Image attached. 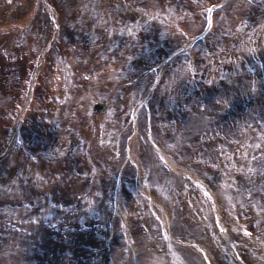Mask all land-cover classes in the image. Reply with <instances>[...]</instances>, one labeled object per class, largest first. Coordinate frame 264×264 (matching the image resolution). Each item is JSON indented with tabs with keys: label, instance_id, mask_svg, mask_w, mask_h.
Wrapping results in <instances>:
<instances>
[{
	"label": "bare ground",
	"instance_id": "obj_1",
	"mask_svg": "<svg viewBox=\"0 0 264 264\" xmlns=\"http://www.w3.org/2000/svg\"><path fill=\"white\" fill-rule=\"evenodd\" d=\"M196 1L199 3L197 10L194 6L189 7L190 11L186 12L183 20L180 19L175 25L171 22V25L175 27H171L170 22H165L164 26L157 17L152 18L147 15L137 21L138 24L145 23L148 18L151 21L155 20L157 24L153 22L151 27L158 31L159 35L163 34L166 39L165 42L157 43L159 48L154 52L162 55V58L158 56L160 58L157 63H159L153 66L159 71L149 67L150 72L152 69L151 76L154 78L147 79L142 76V72L138 71V67H135L138 59L133 49L130 50L124 46L125 43L138 45L143 41L141 38L143 32L139 34L138 32L141 31H137L138 34L133 36V30L137 26L136 14L134 17L129 14V11L135 13L138 6L142 9L146 8L140 3H144V0H135L130 3L126 0H0V50L3 53H9L8 46L12 42V37L16 39L23 37L21 39L25 41L26 35L22 33L31 25L39 12L47 15L42 23L51 29L46 35L47 38L37 37L36 39L47 44L58 42L56 36L61 30L62 14L72 13L75 19H80L79 15H83L84 22L78 23L74 35L81 38L80 41L84 45L82 49L86 50L83 54H78L76 50L74 54L68 46L69 42H66L64 46L58 45L57 54L64 55L65 61L71 59L73 69L64 72L62 76L63 64L58 68L55 66L57 72L49 75L51 77L49 82L57 87L47 90L49 98L45 100L44 105L38 104L36 98L32 101V97L29 98L26 92L27 85L31 83L34 87V83H37L35 80L38 79L35 77V80H29L28 71L26 77H19L16 87L17 99L4 103L11 115L2 120L0 127V131L4 130L6 137L0 148V164L9 161L15 146L20 147L16 145L17 142L30 137L33 138L30 147L34 153L30 156L22 153L27 156L26 158L31 157L32 162L36 163L43 160L42 158H47L50 149L48 156L59 154L55 160L59 162L61 170L66 172L55 176L52 173L59 169L58 163H54L55 166H50L49 169L46 166L51 163V158L44 161V167L48 170L43 174L47 180L44 184L51 183L52 186L48 187L51 190L45 194L48 199L42 200L38 195L33 198L32 204L26 207L27 213L25 212L30 221L25 223L18 220L21 229L11 222L0 221V260L5 259L9 264L15 256L16 259L25 260L27 262L25 264H126V259L131 258L133 264H218L219 261L229 259L231 256L230 264L236 258L240 261L236 264H246V261L255 264L256 261L257 263L260 261L259 252L264 254V184L256 189L255 194L259 202L256 206L254 205V208L244 203V199L247 202H251V199L241 200L238 192H236L235 205H231V201L227 202L226 197L220 193L219 185L225 182L226 185L231 183L233 186L237 184L242 187L247 185L250 179L253 180V176L256 178L255 176L264 170V145L251 148L252 143L256 144V140H261L256 138L257 135L248 137V140L243 142V156L249 153V148L260 151V155L253 161L244 159L242 162L241 158L245 157L240 155L241 158L238 160L225 161V159L228 160L229 155H235L237 151L235 147L243 140L245 141L243 135L247 128L254 134H257L256 128L263 129L264 133V50L261 51L258 48L262 40L261 34H264V0L262 3L254 4L251 3L254 0H205L202 3V0ZM212 2L215 5L226 4V7L231 9L229 16L226 17L227 22L225 21L223 28L221 27L222 33L227 37L223 39L226 43L228 42L227 46L230 48L236 43L232 32L236 33V36L248 37L247 40L253 49V54L250 56L256 58V61L250 59V56L245 60L241 58L240 61L236 54H218V47L223 42L221 40L214 47L216 51L210 57L209 54L205 56L207 60L195 59L193 63V68L200 66L198 83L200 86L204 83L201 87H198L199 84L196 83L198 88L194 92L193 99H190L191 96L187 98L180 95L183 91L182 84L178 85L177 89L180 90L178 93L176 91L172 95L171 88L168 95H164L163 98L164 92L159 90L158 96L156 87L159 74L167 69L166 75L174 69L177 61L187 57L183 54L174 59V62L172 60L177 52H183L192 46V41H195L192 35L199 33L204 27L208 19L206 7ZM225 8L211 13V18L214 16L216 18L215 26L206 39L194 45V50H197L200 43L205 45L207 39L216 33L218 18H222ZM148 9L151 11L155 8L150 6ZM147 30L150 31V29ZM146 43L150 44V42ZM145 51L147 55H152L148 46ZM195 53L196 51L190 57H194ZM51 55L48 57L49 61L57 59L55 54ZM209 62L217 66L216 73H213L214 70ZM184 71L181 81L185 77ZM84 72L94 84L105 82L100 88L102 92L96 88H87V85L83 87L77 82ZM120 72L123 74V80L117 82ZM218 75H221V80L218 79ZM42 76L43 73L39 81L42 80ZM208 77L216 82L208 83ZM69 78L76 83L69 94L73 100L68 106H73L76 101H80L83 111H86L89 105L92 106L91 103L97 95L100 102L104 104L107 96L110 100L113 97L116 98V92H120L124 98L109 108L102 105V109H99L100 113L96 115L92 113L90 120L87 118L82 123L89 125L92 120L100 122L98 136L102 139L99 142H103L97 148L94 147L93 152L98 151L103 154L100 158L102 162L100 170L98 162L91 160L97 163H93L94 169L98 171L95 173L104 176L106 168L110 170V165H104L105 156L117 165L115 173L107 176L111 182L102 185L104 190L100 185L102 199L96 200V195L94 197L88 195L85 200L81 196L85 193V185L88 183L84 175L89 171V167L82 165H92L88 161V156L83 157V163L80 162L81 168L78 161L76 162L77 158L73 160V163L78 167L75 169L68 167L71 154L74 152L78 154L79 149L77 142L80 134L70 128L72 124L70 125L69 121H63V124L59 121L62 127L58 126V131L54 134L48 132V136L45 133V121L38 122L39 112L42 114L49 112L53 106L52 102L55 103V108H58L62 104L59 98L65 96L67 100V91H70L72 84ZM88 82L86 81L85 84ZM227 86L232 92L228 91ZM133 92L138 97L135 96L134 101ZM51 96L52 98L58 96V99H52L51 102L49 101ZM161 98L167 106V112L163 117L159 116L160 112L157 109H154L155 104L162 100ZM64 103L66 104V101ZM36 105L37 112H33ZM103 107L104 110L106 107L107 109L104 111ZM107 111L110 117L108 115V121L103 123L101 117H104ZM115 111L116 114H118L117 111L122 112L121 114H129L130 117L126 119L125 124L111 117ZM56 112L54 109V113L58 115ZM34 113H36L35 118L28 122L27 118ZM248 114L251 115H249L250 119L247 118ZM156 116L159 117L156 118ZM160 124L161 131L158 128ZM62 129L67 131V135ZM56 134L57 138L61 137V139L59 141L57 139L55 145L52 142H45L47 136L52 141ZM158 134L168 141H163ZM256 151L251 154L254 155ZM149 152L151 153L148 155ZM12 160L5 170L0 168L1 188L7 187L12 180L17 179L19 181H15L14 184L18 183L20 185L18 188H22L23 191L16 188L15 194L27 193L28 196L31 192L29 190L27 192L23 185L32 178L38 180L39 171L43 169L40 167L36 170L35 168L39 165L30 164L26 173L20 172L15 177H9L10 174L19 171V166L16 167L15 161L12 162ZM127 160H132L135 164V169L129 175L131 184L124 182L125 174L122 176L124 171L122 168ZM160 160L171 164L170 171L166 168L163 171H152L154 168H159ZM107 163L106 160L105 164ZM235 167L239 169L233 170ZM126 171L128 172L127 169ZM171 175L172 178H170ZM64 178H67L68 182H60ZM236 178L238 181L235 183ZM175 188L181 195L177 196L178 192L174 190ZM187 188L190 191L188 194L185 193ZM223 190L225 192L227 186ZM9 191H11L10 188ZM94 202L97 203V210L101 215L100 223L95 218L80 224L75 213L81 211V206H84L91 218L93 211L96 210ZM34 208L38 217L47 216L50 218V223L35 221ZM253 209H255L254 213ZM20 211L23 212L22 208ZM247 215L250 217L254 215L256 221L251 227L252 234L245 237L242 235V229L245 224L243 220L249 217ZM1 217L4 218L3 215ZM93 230L97 232L94 234ZM216 230H218L219 238L215 237ZM120 233H122L121 243V237L117 238ZM243 239L247 240L243 241ZM238 240L241 242V247H244V254L236 250L232 244L237 243ZM125 243L133 247L134 251H129L130 253L137 254L130 256L126 253L125 256L121 251V245L124 246ZM249 245H256L257 251L253 255L248 252L250 258L245 255L246 251L253 247ZM196 252L198 258L194 256Z\"/></svg>",
	"mask_w": 264,
	"mask_h": 264
},
{
	"label": "rangeland",
	"instance_id": "obj_2",
	"mask_svg": "<svg viewBox=\"0 0 264 264\" xmlns=\"http://www.w3.org/2000/svg\"><path fill=\"white\" fill-rule=\"evenodd\" d=\"M131 1H135V0H126L127 3H130ZM203 1H205V0H202L201 3ZM207 1H209V0H207ZM140 3H142L144 6H146V8L142 9V8H140L138 6L135 13L133 11H130L129 14H131L132 16H134V14H136V17L135 16L134 17H135L137 26H136V29L133 30V33H134L133 36L137 35L138 33L141 34L143 32L144 34H141L142 35L141 38H142L143 41L139 42L140 44L138 43V45H136V43L133 44V45L125 43L124 46L127 49H130V50L133 49L134 55H138L141 58L140 60L139 59L137 60V64H135V66L138 67V71L139 72H142V76L143 77H147V79H148V78H152L153 76H151L152 71L150 72V70H146V69L149 68L150 65H154L155 63H157L158 58H160V57L162 58V55L154 53L155 49L157 50V48H159V45H157V43L158 42H162V41L165 42L166 39L163 36V34L159 35V33H157L158 31H155L154 28L151 27V24L153 22L155 24H157V22L155 20L151 21L148 18L145 23L140 22L138 24H137V21H139L142 18V16L145 17V15H147V16H150L152 18L157 17L164 24V26L166 25L165 22H170V25H171V22L172 23L174 22V25H175V24H177V22L180 19L183 20L184 15L186 14V12L190 11L189 7L194 6L196 8V10H197V8L199 7V3L196 0H144V3L143 2H140ZM150 6H154L155 9H151V11H148V10H150V9H148ZM227 8L228 7H226L225 10L223 11V13L221 15L222 18H220V19L218 18V23H217L218 26L216 28V33L213 36H210V38L206 41L207 43L205 45H202V43H200L198 45L194 57H190V56L188 57L187 56V57L183 58L182 60L177 61V63L175 64L174 69L171 70L169 73H167L161 81H158L159 83H158V86L156 87V89L158 88L157 89L158 92L156 91L158 96L160 95L159 90L164 92L162 94V98H163L164 95H168L169 89H171V88H172L171 89L172 95L174 93H176V91L178 93L180 91V90L178 91V89H177L178 85L182 84L181 87H183V91L181 92L180 95L186 96L187 98L189 96H191L190 99H193L194 98L193 95H194V92L196 91V88L201 87V86L204 85V83H203L200 86V84L198 83V78L200 76L199 75L200 66L193 68V63H194L195 59H202V60L205 59V60H207V57H205V56L207 54H209V57H210V55H212L213 52L216 51L214 49V47L218 43H220L221 40L223 42L221 43L220 47H218V52H217L218 54H223V53H227V54H230V55L231 54H236V55H238V58L240 59V61H241V58L243 60H245V58H247L251 54H253V49H252V47L250 46V43L247 40L248 37L236 36V33L232 32V34L235 36L236 43H234L232 46H230V48L227 46L228 42L226 43L223 40L224 38H227V37L222 33V28H223L222 26H224L225 21L227 22V18L226 17H228L229 13L231 12V9H229V8L227 9ZM82 16L83 15H79L80 19H75V18H73L72 13L62 14L61 15V20H62L61 30L57 33V36H56L57 37L56 39L58 40V42L57 43H53V44H50V42H48V44H47L46 42H39L36 39L37 37H41L43 39L47 38L46 35H48V33L50 32V29H51V27L48 28V26L45 23H42L43 19H45L47 17V15L44 14V13L39 12V14L37 16H35V18L31 22V25H29V27L25 31H23V34L26 35V39H25V41H23L22 44L17 43V42H20L21 40L18 41V39L12 37V42H10V44L8 46V48L10 49V50H8L9 53H7V52L3 53V51L0 50V127H1L2 120L5 119V118H8L9 115H11V113L8 112L9 109L6 107L7 105H5L4 103H6V102L8 103V101H15L17 99L16 95H17L18 91H17L16 87L18 86L19 77L20 78L23 77V76L26 77L27 71L29 73L28 75L31 76L32 75L31 71L32 72L34 71L33 67L34 68H39L41 66L43 68L42 80L41 81L38 80V84L36 86L38 89L37 88L33 89V91H34V93H33L34 94L33 101L36 98V101L38 102V104L42 103L44 105L45 100L47 98H49V96L47 94V90L49 91L51 88L54 89V88L57 87V86H52L53 83L49 82V79L51 78V77H49V75L52 74L53 72H57V70L55 69V66L58 68L60 65L64 64L62 66V68H61L62 72H66L67 69L71 67V62H72L71 59L68 60V61H65V58L63 56H60V55L57 54V52H58L57 49H59L58 45H63L64 46V44H66V42H69L70 45H68V46H69L70 50H72V52L74 54H75L76 50H78V54L79 53H81V54L86 53V50L82 49V47L84 45H83V42L80 41L81 38L78 35H76V36L74 35V31H76V27L78 26V23L84 22V19H83ZM173 16H176V17H173ZM148 20H150V21L148 22ZM168 27H170V26H168ZM171 27H175V26L171 25ZM147 29H150V31H148ZM44 31H46V32H44ZM137 31H141V32L137 33ZM261 35H262V40H260L258 48H259V50L262 51V49L264 50V34L262 33ZM4 39H7V38H4ZM15 40H16V42H15ZM72 41H74V43H72ZM146 42H150V44H149L150 46L147 45ZM75 44H77V45H75ZM73 45H75V46H73ZM50 46H52V47H50ZM147 46L149 47V50L152 53V55H150V54L147 55V52L145 51V48H147ZM116 47H118V46H116ZM43 51H45V52H43ZM42 53H43V55H41ZM50 53L53 54V55L55 54L57 59L54 58V61H51V60L49 61L48 57H50ZM45 55H47V58H46V60L43 61L42 56H45ZM158 56H160V57H158ZM250 59H253L254 62L256 61V58H254L252 56H250ZM209 64H210V62H209ZM231 64L232 63H230V65ZM238 65H239V63H238ZM31 66H32V68H31ZM27 67H28V69H27ZM211 67L214 70L213 73H216L217 66L216 65H211ZM83 68L86 69V67H83ZM235 68H237V66ZM238 68H239V66H238ZM71 69H73V67L70 68V71H71ZM185 69H187V71H184ZM183 71L185 72L184 76L186 77V80H185V77H184V79H182V81H181V77L183 76V74H182ZM225 72L226 71H224V73ZM79 73H81V72L79 71ZM86 76H88V75L87 74L85 75V72H84V74H82V76H79L80 79L77 80V82H79L80 85L83 86V87H85V85H87V88L88 87H90V89H91V87L92 88H96L100 92H102V89H100V88L102 87V84L103 85L105 84V82L102 81V82H100V84H98V83L94 84L92 81L89 80L90 77H86ZM120 77H121V74H120ZM96 78H97V76H96ZM117 79H118L117 82H122L123 77H121V78L117 77ZM207 79H208L207 80L208 83L216 82V81L212 80V78L209 79V77H208ZM218 79H220V80L222 79L221 75H218ZM69 80H71L70 82H72V84L70 85V91L69 92L67 91V94H68V95H66V97H68L67 100H65V96H64V98H59V101H61L62 104L60 105V107L55 108V106H54L55 103L52 102L51 100L52 99H58V96H55L54 98H52L53 96H51L50 100L49 99L48 100L53 103V106L51 107L52 109H50V112H47L45 114H42L41 112H39L37 118H38V122L42 121V123H43L45 121L46 130H47V131L45 130V133L48 136H49L48 132H50V133L52 132L51 134H54V132L58 131V126L62 127L61 124H59V121H61L62 124L64 122L69 121L70 125L72 124V126L70 128L72 130H74V132H78L80 134L79 135L80 137L78 138V142H77L78 143L77 147L79 146L78 147L79 148L78 149V154H76L75 152H74V154H71L72 156H71V158L69 160L68 167L69 168L73 167L74 169H75V167H78V165H74V163H73V160H76L75 158H77L76 162L78 161V164L80 166L79 168H81L82 166L89 167L88 168L89 169L88 173L84 175L85 179H87L86 182H88V183H86V185H85L86 186L85 193L82 194L81 196H83L85 198V200H87L86 196H88V195L91 196L92 195L94 197V195H96L95 197H97V199L96 198L95 199L98 200L99 198L102 197V195L100 193V185H101L102 189L104 190V188H103L104 186H102V185L105 184V183L111 182V179L108 178L107 176L108 175L111 176V175H113L115 173L114 171L117 170V165H116V163L114 161H110V159L108 160V157L106 158V156L104 157V155H103V157L108 162L107 164H105L106 160H104V165H106V166L110 165V170L107 167L106 170L104 171L105 172L104 176L103 175L99 176V175H97L98 173L97 174L95 173V172H98V171L94 169L93 163L94 164H97V163L92 162L91 160L92 159L94 161L96 160L98 162V164H97L98 168L99 167L101 168V163L102 162H101L100 158H102V154H103V153H99L98 151H94L95 153L93 152V148L94 147L97 148V146L100 145L101 142H103V141L99 142L102 139H101V136H98V133H99V126L98 125L100 124V122L92 120L89 125H87V124L84 125L82 123L87 118L90 120L89 117H90V115L92 113H89L90 111H87V110L83 111L82 106L80 104V101H76V103H75L76 105L74 104L73 106H68L69 102H71V100H73L69 96V94L73 90L72 87H73L74 83H76L73 79L69 78ZM75 80H76V77H75ZM88 80H89V82H88ZM98 80L99 79H97V81ZM86 81L88 82L87 84H85ZM217 82H218V80H217ZM196 83L199 84L198 87H197ZM79 88H80V86H79ZM79 88H78V90H79ZM227 89H228L229 92H232V90H231V88L229 86H227ZM88 91H89V89H88ZM94 91H92V93H94ZM100 92H99V94H100ZM116 94H117L116 98L113 97V99H111V100H110L109 96L106 97L105 105L108 108L113 106L115 102H117V101L120 102L122 99H124V98H122L120 92H118V93L116 92ZM136 95L137 94L133 92V98H134V99L132 98L133 101L136 100V98H138ZM135 96H136V98H135ZM154 96H155V94L153 93V97ZM94 99L96 101H98V102L100 101L99 98H98V95ZM65 101H66V104L64 103ZM111 101H112V103H111ZM158 103L155 104V108L154 109L155 110L157 109V111L160 112L159 116L163 117L164 113L167 112V109H166L167 106L165 105L163 99L160 100V102H158ZM253 107H254V105H253ZM35 108H34L33 112H37V109H38L37 105L35 106ZM54 109L57 111L56 113L58 115L54 114ZM141 109H142V107H141ZM89 110H90V108H89ZM117 112H118V114H116V111L113 114H111V117H113V118H115V120H119L121 123L125 124L126 123V119L130 117L129 114H127V113L121 114L122 112H120V111H117ZM35 114L36 113H34L33 115H30V117L27 118L28 122H30L31 119L35 118ZM249 115L250 114H248V116H247L248 119H250ZM107 116L110 117V114L108 113V111H107V114H104V117L103 116L101 117V119H103V123H105L104 121H106V122L108 121L107 120ZM159 116H156V118L159 117ZM120 125H121V127H124L123 124H120ZM158 128H159V131H161L162 125L161 124L158 125ZM41 129L43 130L42 127H41ZM62 131H63V129H62ZM153 131H154V129H153ZM246 131H247V133L243 135V137H244L243 139H245V141L243 140L241 142V144H239L240 146L237 145L235 147L237 149L235 155H229L228 160L225 159V161L231 162V161H234V159H237V160L240 159L241 157H239V155L243 156V154H242V152H243L242 149H243V145H244L243 142H246L248 140V137L250 138L252 136L254 137V136L257 135L256 138L261 139L260 141L256 140V144H258V146L256 144L252 143L251 144L252 145L251 148H253L254 146L255 147H261L262 145H264L263 129L256 128L257 134H254L249 128H247L245 130V132ZM38 132H40V131L38 130ZM63 132L67 135V131H65V129H64ZM0 134L2 136V137L0 136V139H1L0 140V148H1L2 145L5 142L4 139H6V137L4 135V130L0 131ZM158 135L162 139V135L161 134H158ZM48 136L46 137L47 140L44 138L45 142L46 141L49 142V143L52 142L53 145H55L57 143V139H58L57 138V134L54 135L55 138L52 141H51V139ZM27 137H29V136L27 135ZM107 138L111 139V137H107ZM32 139L33 138L29 137L26 141L20 142L19 149H17L16 146H15V148H13V153L10 154L11 157H10L9 161H7V162L4 161L3 163L0 164L1 170H5L6 166L9 165V162L12 159H13L12 162L15 161V163H16L15 166L16 167L19 166V172H23V173H26V170L28 169L30 164L38 165L37 164L38 162H36V163L32 162V160H29V159H31V157L26 158L27 156L25 155V154H29V156H30V154L34 153V152H32L33 151L32 148L29 146V145L32 144V141H31ZM59 139H61V137H59ZM59 139H58V141H59ZM162 140L163 141H168L166 138H164ZM1 141H2V144H1ZM251 148H249V150H248L249 153H246L243 156L246 159H250L249 158L250 154L252 152L256 151L255 149H251ZM54 151H56V150H54ZM16 152H17V155H16ZM22 153H25V154H22ZM150 153L151 152H149L147 154L149 155ZM95 154L97 155L96 158H95ZM152 154H153V152H152ZM84 156H88L87 157V158H89L88 161H90L92 163V165L89 164V165H82L81 166V164L83 163L82 160H83ZM57 157H59V154H56L54 159L52 160V162L49 165L46 166V167H49V169H50V166L53 167V166H55L54 163H58L57 166L59 167V169H57L55 172L52 173L55 176H57L58 173L64 174L66 172V170H61V168L59 166V162H57V160H55ZM245 158H241L242 162L244 161ZM19 161L21 163H19ZM80 162H82V163L80 164ZM40 167L43 170H40L41 172L39 171L40 175H39L38 180L42 178V175L44 174V171L46 172V170H47L42 164L39 165L38 167H36L35 169L38 168V170H39ZM65 167H67V166H65ZM158 167H159L158 169L154 168L152 171L153 172H158L159 170L160 171L161 170L162 171L165 170V166L163 165L162 161H161V163H158ZM12 168L14 169V167H12ZM100 168H99V170H100ZM122 169H124V171L122 172V176L124 174L126 176L124 182L131 184L132 180H130L131 178H129V175L135 169V164L133 163L132 160H127ZM126 169L128 170V172L126 171ZM237 169H239V168L235 167L233 170H237ZM168 171H170V170H168ZM14 174L15 173L10 174L9 177H11V176L14 177ZM259 174H258L259 176L256 175L255 177L256 178H263L262 184H264V170L261 173H259ZM251 176H252V174H251ZM172 177L173 176L171 175L170 178H172ZM61 178H62V175H61ZM177 178H178V176H177ZM23 180H24V178H23ZM45 181H47V180L44 177L43 178V182L42 183L39 182V185L43 184ZM60 182H68V180H67V178H64ZM255 182L256 181L250 180L247 185H243L242 187L239 186L238 188H236L235 186L233 187V185H231V183L230 184L228 183L226 185L225 182H223L222 183L223 185L222 184L219 185L220 193H222L223 196L226 197L227 202L228 201L230 202V201L234 200V198L235 199L237 198L236 192H238L240 194L241 200L243 198H247V199L250 198L251 202H247L244 199V201H245L244 203H246V205L250 204L251 208H254L256 206V204L259 202L258 201V196L255 194L256 191H254L256 189L253 190V187L257 188V187H255L256 186ZM176 183L178 184L177 179H176ZM42 186L43 187H45V186L52 187L51 183H49L48 185L44 184ZM226 186H227V190L225 192H223L224 191L223 189H225ZM0 187H1V185H0ZM241 188H242V193H241ZM174 190H176L178 192L177 196H179L180 193H179L178 189L175 188ZM188 190H189V188L185 189V193L186 194H188L190 192ZM30 198L33 199L31 196H30ZM173 198H174L173 200L175 201V197H173ZM26 199H28V197H26ZM170 201H172V200H170ZM96 202H94L96 210L93 211V213H92L93 215H92L91 218L88 217L86 211L84 212V209H83L84 206H81V211L75 213V215L77 216V220H78V222H80V224H81V222H86L89 219L93 220L95 218L98 219V221H99V218H100L101 215H100L99 211L97 210V203ZM135 202L136 201H134V203ZM231 205H232V203H231ZM244 209H246V208H244ZM254 210L255 209L252 210L253 213H254ZM247 216H249V215H247ZM11 217L12 216H10L8 218H11ZM243 221L245 223H249L250 226L252 227L253 223H255L256 220H255V216L252 215L251 217L249 216V217L245 218V220H243ZM99 223H100V221H99ZM95 232H97V231L93 230L94 234H95ZM119 236L121 237V240H120V243H121L122 242V233H120L117 236V238ZM215 237L219 238L218 230H216ZM245 240H247V239H244L243 241H245ZM232 244L235 245L234 243H232ZM126 245H127V247H126ZM126 245H124V246H123V244L121 245V247H122L121 251L124 252L125 256H126V253H129L130 256L137 254V253H135V254L130 253V252H132V250L134 251V249H133V247H131L130 244H126ZM251 246H253V247L250 248V250H247L246 254H245L246 256H249V258H250V255L248 254V252H250V254H252V255L257 252L256 251V247H255L256 245H251ZM251 246L249 245V247H251ZM243 248L244 247H241V244H240V246L238 245L239 251L244 254ZM194 256L198 258L197 252H196V254ZM135 257L137 259V256H135ZM259 257H260V261H258V263L256 261L255 264H264V254L259 252ZM197 258H195V259L199 261V259H197ZM126 260H127L126 264H133L134 263V262L131 261L132 260L131 258H128ZM231 260L232 259H231V256H230L229 259L225 258V260L219 261L218 264H230ZM237 261H239L237 258H236V260L234 259L232 261V264H236ZM25 263H27L25 260L22 261V260L16 259L15 256L9 262V264H25ZM0 264H7V262H6L5 259H3V260H0ZM246 264H251V263L249 261H246Z\"/></svg>",
	"mask_w": 264,
	"mask_h": 264
}]
</instances>
